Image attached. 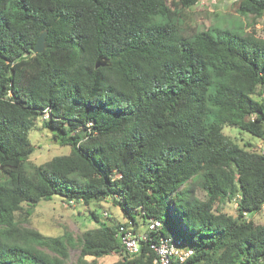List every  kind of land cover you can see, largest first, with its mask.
<instances>
[{"label":"trees","instance_id":"obj_1","mask_svg":"<svg viewBox=\"0 0 264 264\" xmlns=\"http://www.w3.org/2000/svg\"><path fill=\"white\" fill-rule=\"evenodd\" d=\"M197 2L0 0V264H97L86 257L113 252V264H155L146 245L126 253L123 222L95 211L100 224L78 237L17 219L54 196L111 197L138 228L160 219L161 235L193 249L186 264H264V223L247 218L264 206V154L224 132L264 143V38L242 25L187 33L183 11ZM238 12L260 17L264 0H239ZM99 56L108 64L96 67ZM39 117L71 148L42 164L29 159ZM226 198L236 215L220 210Z\"/></svg>","mask_w":264,"mask_h":264},{"label":"rangeland","instance_id":"obj_2","mask_svg":"<svg viewBox=\"0 0 264 264\" xmlns=\"http://www.w3.org/2000/svg\"><path fill=\"white\" fill-rule=\"evenodd\" d=\"M239 0H198V2L183 11L184 28L187 33L197 29H207L216 25H242L246 33H254L264 38V14L260 17L253 15L243 16L238 12ZM45 118V117H44ZM224 132L240 145L252 142V148L262 152L264 143L257 136L241 129L239 126H228ZM30 138L35 145L34 152L30 155V161L42 164L56 155L68 154L70 146L57 143L51 132L43 126L42 117L36 120V125L30 132ZM194 196L200 200L206 199V193L195 187ZM22 211H18L16 217L23 226L39 230L44 235L59 236L66 233L74 237L80 236L84 231L98 226L100 223L91 214L95 211L100 214L103 220L107 216L121 222L125 217L121 209L114 204L111 197L100 201H92L89 204L84 202H68L61 196H54L52 199L41 200L35 207L32 214H26V205ZM220 210L229 214H237V203L234 198H226L220 202ZM255 223H264V206L258 213L247 215ZM144 226V225H142ZM79 251L70 249L71 261L75 260ZM89 262L97 264H113L120 259L118 253H111L103 257L87 256Z\"/></svg>","mask_w":264,"mask_h":264},{"label":"built area","instance_id":"obj_3","mask_svg":"<svg viewBox=\"0 0 264 264\" xmlns=\"http://www.w3.org/2000/svg\"><path fill=\"white\" fill-rule=\"evenodd\" d=\"M262 147L264 154V145ZM73 203L75 200L68 204ZM161 228L160 219L150 218L144 228H138L133 220L127 219L119 226L116 235L128 254L139 253L143 245H146L155 254V264H186L193 249L184 245L180 239L161 235Z\"/></svg>","mask_w":264,"mask_h":264},{"label":"water","instance_id":"obj_4","mask_svg":"<svg viewBox=\"0 0 264 264\" xmlns=\"http://www.w3.org/2000/svg\"><path fill=\"white\" fill-rule=\"evenodd\" d=\"M46 30H43L39 38L37 40L36 46L34 47V52L39 53L43 52L45 49V38H46ZM109 62V59L103 58L102 56H99L96 60V67L105 66Z\"/></svg>","mask_w":264,"mask_h":264}]
</instances>
